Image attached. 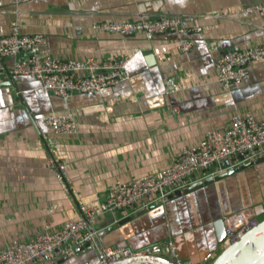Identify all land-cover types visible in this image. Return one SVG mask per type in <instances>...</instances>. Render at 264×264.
<instances>
[{"label":"crops","instance_id":"obj_1","mask_svg":"<svg viewBox=\"0 0 264 264\" xmlns=\"http://www.w3.org/2000/svg\"><path fill=\"white\" fill-rule=\"evenodd\" d=\"M262 2L30 0L14 5L0 0V38L16 22L22 33L45 36L42 51L59 60L129 58L127 80L64 99L45 92L33 77L11 75L13 56L0 57V71H6L0 78V248L61 229L66 220L81 216L80 205L97 207L116 182L159 174L182 148L197 144L209 130L229 126L233 115L264 119V59L251 65L246 85L226 88L214 70L224 51L264 44V18L246 12ZM213 12L224 16H210ZM158 14H194L202 30L166 32L147 40L92 27ZM186 39L192 46L183 53L177 46ZM169 78L179 86L174 94L165 92ZM67 111L77 131L56 135L43 118ZM52 155L65 164V183L48 167ZM252 167L264 169V162ZM241 171L145 211L99 214L88 228L95 232L92 240L74 256L57 257L52 264L96 263L100 249L94 239L99 232L103 248L153 252L171 239L180 258L209 264L221 249L214 227L218 218L245 207L264 214V192L251 196L255 183L246 185L239 178L233 182Z\"/></svg>","mask_w":264,"mask_h":264},{"label":"built area","instance_id":"obj_2","mask_svg":"<svg viewBox=\"0 0 264 264\" xmlns=\"http://www.w3.org/2000/svg\"><path fill=\"white\" fill-rule=\"evenodd\" d=\"M28 1L30 0H12V3L21 5ZM246 12H255L264 18V0L261 4L247 8ZM210 16L221 18L224 14L213 12ZM198 18L194 14H158L153 18L141 16L134 20L104 21L93 24L92 27L125 38L142 35L151 40L155 35L166 32L198 34L202 30ZM45 44V36L22 33L19 24L14 22L10 33L0 38V57L13 56L11 75L33 77L45 92L64 99L74 94H92L128 79L129 58L126 56L105 60H59L42 51ZM191 46L192 41L186 39L179 41L177 48L186 53ZM261 59H264V44L226 50L215 62L216 80L226 88L246 85L251 79V65ZM178 89L173 78L166 80L167 94H174ZM43 120L56 135H72L77 131V124L70 111L48 114ZM241 154L243 159H238ZM263 155L264 119H256L250 113L233 115L229 126L222 130H209L197 144L182 148L173 162L159 174H145L126 182H116L97 207L80 205L81 216L66 220L61 229L45 230L29 241L12 240L0 248V264H52L57 257H72L78 248L94 237L95 232L88 228L99 214L126 208H132L136 212L150 209L164 203L177 191L183 192L197 181L230 172L236 166ZM232 160L234 163H231ZM48 167L56 172L59 181L65 183L64 162L52 155L48 160ZM222 220L224 239L219 243L221 249L252 228L258 222V215L252 208H246L227 214ZM159 249L165 250L174 264H194L180 258L171 239L163 242ZM151 252V249H146L137 253ZM129 253L125 249L107 247L99 251L96 263L84 261L82 264H106L115 255L125 256Z\"/></svg>","mask_w":264,"mask_h":264},{"label":"water","instance_id":"obj_3","mask_svg":"<svg viewBox=\"0 0 264 264\" xmlns=\"http://www.w3.org/2000/svg\"><path fill=\"white\" fill-rule=\"evenodd\" d=\"M4 75H6V71H0V78H3ZM2 80L5 81L4 79ZM8 81L11 82L9 78ZM238 159H243V155H238ZM262 162H264V155L241 166H236V168L230 172L223 173L216 177H207L202 181H197L191 184L183 192L187 193L197 188L213 184L228 175H232L237 171L255 166L256 164ZM231 163H234V160H232ZM225 164L227 165V162ZM183 192L177 191L176 193L170 195L169 198L173 195H181ZM262 205L264 208V201ZM130 218L131 217H128V219ZM120 222H125V219L121 220ZM214 227L216 228L217 232V241L221 243V241L224 239V226L222 218H218L215 221ZM101 237L102 234L99 232L94 239V244H96L100 250L103 249V246H101L100 243ZM124 261H127L126 264H174L167 257L166 251L159 248L155 249L149 254L130 252L125 256L115 255L114 259L106 264H119ZM209 264H264V218L258 220V222L252 228L240 236V238H238L236 241L225 248H222L219 253L209 262Z\"/></svg>","mask_w":264,"mask_h":264},{"label":"rangeland","instance_id":"obj_4","mask_svg":"<svg viewBox=\"0 0 264 264\" xmlns=\"http://www.w3.org/2000/svg\"><path fill=\"white\" fill-rule=\"evenodd\" d=\"M262 170H264V169H260V167H255V168L249 167V168H245L238 175L235 174L234 176L237 175V178L235 177V179H232V180L234 182L238 178L239 179H244V182H245L246 185H250V184H254L255 183V187H253L252 189L249 190V195L256 196L257 192H259V194L261 196H263L264 184H263V186H260V184H259V181H262V179L264 178V172ZM254 177H258L257 180L254 179ZM220 180H218V181H220ZM263 183H264V181H263ZM246 208H249V207L242 208V210H244ZM262 218H264V214L258 216V220H261ZM218 253H219V251H218Z\"/></svg>","mask_w":264,"mask_h":264},{"label":"bare ground","instance_id":"obj_5","mask_svg":"<svg viewBox=\"0 0 264 264\" xmlns=\"http://www.w3.org/2000/svg\"><path fill=\"white\" fill-rule=\"evenodd\" d=\"M127 263V261H124V262H122V263H119V264H126ZM131 264H134V263H131Z\"/></svg>","mask_w":264,"mask_h":264}]
</instances>
